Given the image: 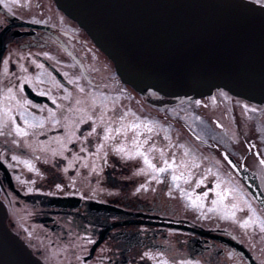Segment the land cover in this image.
Returning <instances> with one entry per match:
<instances>
[{"label": "flooded vegetation", "instance_id": "obj_1", "mask_svg": "<svg viewBox=\"0 0 264 264\" xmlns=\"http://www.w3.org/2000/svg\"><path fill=\"white\" fill-rule=\"evenodd\" d=\"M246 179L264 193V103L138 92L54 0H0V199L44 264H264Z\"/></svg>", "mask_w": 264, "mask_h": 264}, {"label": "water", "instance_id": "obj_2", "mask_svg": "<svg viewBox=\"0 0 264 264\" xmlns=\"http://www.w3.org/2000/svg\"><path fill=\"white\" fill-rule=\"evenodd\" d=\"M138 92L200 97L224 90L264 103V4L254 0H54ZM246 183L264 206V193ZM0 264H44L6 222Z\"/></svg>", "mask_w": 264, "mask_h": 264}, {"label": "rangeland", "instance_id": "obj_3", "mask_svg": "<svg viewBox=\"0 0 264 264\" xmlns=\"http://www.w3.org/2000/svg\"><path fill=\"white\" fill-rule=\"evenodd\" d=\"M181 183V186H184L185 183L188 181L186 179H180L179 180ZM187 200L189 202H191L193 205L196 206V209L200 210V209H204L207 210V205H209V201H207V197L205 196L204 193H194L191 195H187ZM225 203V199H223V196L221 195H216L213 200L211 201L212 204V208L214 210H216V212H218L219 214H221V207L220 204ZM204 213V212H203ZM240 217H247V212L245 211L243 213V211H240ZM221 219V218H220Z\"/></svg>", "mask_w": 264, "mask_h": 264}, {"label": "snow or ice", "instance_id": "obj_4", "mask_svg": "<svg viewBox=\"0 0 264 264\" xmlns=\"http://www.w3.org/2000/svg\"><path fill=\"white\" fill-rule=\"evenodd\" d=\"M122 119H123V118H122ZM133 127H138V125H133ZM121 130H122V129H119V128H118L116 131H117V132H120ZM149 130H150V129H149ZM108 131H111V129H108ZM108 138H109V137L106 135V136H105V139H108ZM134 143H135V141H134ZM118 151H120V152H124V148L121 147V148L118 149ZM136 155H138V156H143V153L140 152V151H137V152H136ZM144 159H145V163H146V164H149L150 167H153V168L155 167L154 165H151V163H150V161L147 159V157H145ZM165 170H166V169H164V168L157 169V171H160V172H163V171H165ZM173 179H174V180H175V179H178V177H175V176H174Z\"/></svg>", "mask_w": 264, "mask_h": 264}]
</instances>
